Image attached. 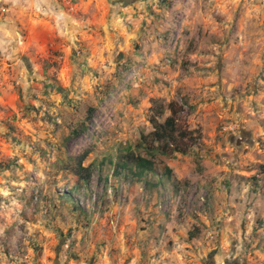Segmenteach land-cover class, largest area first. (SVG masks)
<instances>
[{
    "label": "rangeland",
    "instance_id": "374dc122",
    "mask_svg": "<svg viewBox=\"0 0 264 264\" xmlns=\"http://www.w3.org/2000/svg\"><path fill=\"white\" fill-rule=\"evenodd\" d=\"M126 6L74 59L39 58L28 89L0 64V264H264V0ZM171 106L195 137L153 158L178 190L115 176L106 155L135 151ZM85 148L93 172L73 210L54 163Z\"/></svg>",
    "mask_w": 264,
    "mask_h": 264
},
{
    "label": "crops",
    "instance_id": "0c3cea01",
    "mask_svg": "<svg viewBox=\"0 0 264 264\" xmlns=\"http://www.w3.org/2000/svg\"><path fill=\"white\" fill-rule=\"evenodd\" d=\"M3 5L6 12H0L1 68L8 67L11 74L19 69L25 89L27 70L34 69L31 75L35 77V70L41 67L39 58L53 60L63 52L58 57L67 60L64 53L71 50L69 60L74 59L73 47L92 46L99 39L98 30L108 38L109 24L120 28L122 14L130 11L127 6L111 10V0H0V7ZM126 18L135 19L131 13ZM124 32L128 31L123 26Z\"/></svg>",
    "mask_w": 264,
    "mask_h": 264
},
{
    "label": "trees",
    "instance_id": "16d2710c",
    "mask_svg": "<svg viewBox=\"0 0 264 264\" xmlns=\"http://www.w3.org/2000/svg\"><path fill=\"white\" fill-rule=\"evenodd\" d=\"M111 3L126 6L130 3V0H111ZM87 113L88 115L84 118L86 120L70 130L66 137L67 140L87 130L86 122L91 120L93 108L89 107ZM162 115L163 108L159 107L149 117L152 130L148 134L140 133V138L136 145L137 151L128 150L125 147L118 148V152L114 156L106 155L105 161L112 167V173L122 180L141 183L144 189L148 185L156 189L159 185H167L169 181L171 183V190L177 191L178 186L174 179L171 178V170L167 166H164L161 173L157 172L153 157L157 152L170 155H173L175 152L186 153L184 148L178 147V141L184 140L185 138L192 140L195 136L187 134L186 131L178 127L177 112L172 106L170 108V114L160 121L159 117ZM141 149L144 150L145 155L140 152ZM90 152V148H85L80 153L68 155L66 158L59 159L54 163L57 169L64 170L73 177L71 186L65 187L60 192L61 197L72 203L73 210H83L78 204L76 196L83 186L87 187L92 176L93 165L91 163L84 164ZM102 165L103 163L101 162L97 171H101ZM104 180L106 182L107 178L104 177ZM194 233L190 231L189 236H193Z\"/></svg>",
    "mask_w": 264,
    "mask_h": 264
},
{
    "label": "built area",
    "instance_id": "2783aa9c",
    "mask_svg": "<svg viewBox=\"0 0 264 264\" xmlns=\"http://www.w3.org/2000/svg\"><path fill=\"white\" fill-rule=\"evenodd\" d=\"M40 8L43 9L44 7H40ZM0 12L1 13L6 12V5L0 7Z\"/></svg>",
    "mask_w": 264,
    "mask_h": 264
}]
</instances>
